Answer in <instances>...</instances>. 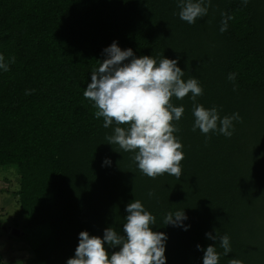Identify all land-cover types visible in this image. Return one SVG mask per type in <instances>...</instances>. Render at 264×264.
Returning <instances> with one entry per match:
<instances>
[{
	"label": "trees",
	"instance_id": "16d2710c",
	"mask_svg": "<svg viewBox=\"0 0 264 264\" xmlns=\"http://www.w3.org/2000/svg\"><path fill=\"white\" fill-rule=\"evenodd\" d=\"M179 12L178 0H0V54L16 58L0 69V167L15 169L24 230L42 229L28 264H66L82 231L124 235L125 209L135 200L155 217L152 231L167 236L166 264H203L209 245L218 264H264V0H210L194 24ZM222 13L233 17L223 33ZM114 41L138 58L177 60L182 79L203 89L196 104L215 107L221 119L241 118L231 137L205 135L192 130V94L173 96L184 108L172 121L184 154L179 179L144 175L134 152L109 144L115 123L104 128L83 95ZM177 211L187 216L184 227L165 225ZM105 248L109 256L119 251Z\"/></svg>",
	"mask_w": 264,
	"mask_h": 264
},
{
	"label": "clouds",
	"instance_id": "9594fccd",
	"mask_svg": "<svg viewBox=\"0 0 264 264\" xmlns=\"http://www.w3.org/2000/svg\"><path fill=\"white\" fill-rule=\"evenodd\" d=\"M242 2L246 5L248 0ZM209 6L210 0L207 4L205 0H178L179 17L194 24L197 18L207 15ZM222 16L225 19L221 22V33L227 30V21L233 18L224 13ZM103 54L106 58L92 71L91 83L83 95L94 102L97 109L95 117L103 118L104 128L115 123L114 133L106 137L109 144L134 152L132 159L147 177L154 179L165 173L177 179L181 177L180 162L184 154L180 150L182 144L173 135L179 128L172 121L181 119L184 108L170 102L173 96L182 100L192 94L193 131L198 128L205 135L210 131H218L226 137L233 135L230 129L233 128V120L241 119L239 114L221 119L215 107L206 109L196 104V98L203 95V89L194 78L186 82L182 79L184 71L177 66V60L164 57L157 63L151 56L138 58L131 48L122 50L115 41L103 50ZM15 59L12 56L9 62H5V57L0 54V69L9 71V63H15ZM235 77V73H230L228 79L234 81ZM31 91H26V94H31ZM110 163L105 159L104 164ZM125 211L128 215L123 225L124 235H118L111 227L104 230L103 238L82 231L75 255L66 264H166L167 236L163 232L152 231L150 226L155 225V217L139 200L130 202ZM186 219L183 211L168 213L164 224L184 227ZM206 236L218 239V235L212 236L211 233ZM219 242L227 255L231 251L229 237L220 236ZM105 243L112 248L119 247V251L109 256ZM197 248L200 249V245ZM203 252V264H218L219 254L215 246L209 245ZM229 264L242 262L231 259Z\"/></svg>",
	"mask_w": 264,
	"mask_h": 264
},
{
	"label": "rangeland",
	"instance_id": "374dc122",
	"mask_svg": "<svg viewBox=\"0 0 264 264\" xmlns=\"http://www.w3.org/2000/svg\"><path fill=\"white\" fill-rule=\"evenodd\" d=\"M17 182L12 166L0 167V264H28L32 243L42 230L36 227L24 230L26 214L19 210L13 195L18 189Z\"/></svg>",
	"mask_w": 264,
	"mask_h": 264
},
{
	"label": "water",
	"instance_id": "95a60500",
	"mask_svg": "<svg viewBox=\"0 0 264 264\" xmlns=\"http://www.w3.org/2000/svg\"><path fill=\"white\" fill-rule=\"evenodd\" d=\"M12 234L16 235V234H17V232L13 230Z\"/></svg>",
	"mask_w": 264,
	"mask_h": 264
}]
</instances>
